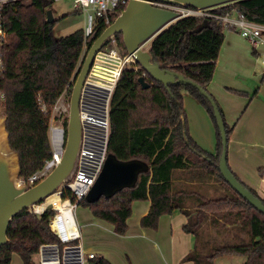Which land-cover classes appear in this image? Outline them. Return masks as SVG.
I'll return each instance as SVG.
<instances>
[{
  "label": "trees",
  "instance_id": "1",
  "mask_svg": "<svg viewBox=\"0 0 264 264\" xmlns=\"http://www.w3.org/2000/svg\"><path fill=\"white\" fill-rule=\"evenodd\" d=\"M53 3L54 0H27L5 5L3 9L8 35L4 47L5 70L0 82L6 95L5 115L8 116L10 144L19 154L20 178L25 181L40 170L52 154L50 123L43 106L51 109L65 91L71 95L84 51V28L66 36L56 35L59 19L51 23L47 21V11ZM233 10L252 22L264 25V0H233L212 11L226 14ZM119 14L118 11L112 15L109 23ZM204 20L208 21V26L195 32ZM107 26V23H100L94 40ZM115 39L120 52L126 54L122 35H116ZM224 41V28L216 19L185 17L158 34L148 50L153 62L208 91L220 108L229 141L232 127L208 90ZM109 44L107 41L104 46ZM143 75L150 84L147 89L139 82ZM229 90L234 94L248 95L247 92ZM184 93L199 101L211 115L217 132L216 155L201 148L191 137L183 103ZM107 151L118 160H141L150 166L139 173L134 186L123 188L112 196L103 195L95 202L83 199L79 203L90 208L95 217L111 223L116 234H126L132 203L150 199L151 207L141 219L142 227L158 229L161 216L173 214L176 210L188 216L184 230L197 237V245L185 260L194 264H214L215 259L222 256L242 255L246 256L244 264H264V214L223 178L218 167L222 141L214 110L196 87L158 82L139 62L127 66L111 101ZM185 168L199 169L215 177L221 183L223 193L233 191L234 196H204L200 198L197 211L183 209L182 198L174 192L172 176L174 170ZM235 176L264 203V198ZM53 215L51 209L43 214L31 213L27 209L17 214L8 233L11 243L0 249V264H11L15 253L20 255L24 264H37L33 258L43 245L57 244L62 248L64 244L50 227ZM207 219L217 227L240 224L241 229L247 231L248 238L205 247L200 235L202 224ZM88 264L111 263L104 257H94Z\"/></svg>",
  "mask_w": 264,
  "mask_h": 264
},
{
  "label": "built area",
  "instance_id": "2",
  "mask_svg": "<svg viewBox=\"0 0 264 264\" xmlns=\"http://www.w3.org/2000/svg\"><path fill=\"white\" fill-rule=\"evenodd\" d=\"M27 0H0V79L5 70L4 47L7 41V30L4 26L3 9L5 5ZM62 1V0H54ZM131 0H72L74 8L85 16V55L93 42L100 23L110 24L111 16L122 12ZM152 5L173 10L178 17L213 18L222 24L224 29L236 31L255 46L262 43L264 25L248 20L237 10L218 14L209 8H194L163 1H151ZM109 45L103 46L95 55L91 68L85 78L79 98V115L82 126V143L76 171L69 182L62 183L57 190L35 205L34 212L43 214L51 209L54 215L50 220L52 231L64 244H45L40 248L39 264H86L85 251L81 244V233L75 218V210L86 198L99 177L108 156V137L110 131V107L113 94L123 70L136 63L133 54H122L117 46L115 36L108 40ZM148 44V43H147ZM151 44V43H150ZM149 44V46H150ZM146 44L141 48L146 49ZM83 58L81 59L82 63ZM264 65V59L262 60ZM6 95L0 82V115H5ZM49 118V138L52 154L44 166L31 175L26 181L19 178V184L32 186L45 178L61 161L66 142L67 124L70 114V95L63 92L51 109L43 106ZM63 209L70 211V217L64 218ZM77 241L76 244L73 242ZM44 246H47L43 249ZM89 259L96 257L94 253Z\"/></svg>",
  "mask_w": 264,
  "mask_h": 264
},
{
  "label": "water",
  "instance_id": "3",
  "mask_svg": "<svg viewBox=\"0 0 264 264\" xmlns=\"http://www.w3.org/2000/svg\"><path fill=\"white\" fill-rule=\"evenodd\" d=\"M151 1H163L181 6L194 8H209L221 6L233 0H131L127 7L110 23L103 32L91 43L81 68L75 75L70 97V114L67 124L66 142L63 157L59 164L42 180L32 186L19 184L21 166L20 158L10 144L7 130L8 116L0 115V249L11 243L9 229L14 217L23 210L34 212V206L52 195L64 182H69L77 168L82 143V126L79 115V98L85 78L91 68L96 53L112 37L121 34L124 45L129 54H133L136 61L158 82L168 84H184L196 87L211 103L222 141V152L219 160V170L223 178L236 192L246 199L257 210L264 214V203L253 192L246 188L235 176L228 164V137L225 121L219 106L207 90L194 81L170 69L162 68L158 62H153L149 48H141L179 19L173 10L159 8ZM55 20L53 11H47V21ZM208 26V21L194 31L199 32ZM144 89L150 87L145 76L139 77ZM150 168L141 160L121 161L114 155L107 156L103 169L86 196L88 202H95L101 196H112L117 191L134 186L138 175ZM47 247L44 246L43 249Z\"/></svg>",
  "mask_w": 264,
  "mask_h": 264
},
{
  "label": "crops",
  "instance_id": "4",
  "mask_svg": "<svg viewBox=\"0 0 264 264\" xmlns=\"http://www.w3.org/2000/svg\"><path fill=\"white\" fill-rule=\"evenodd\" d=\"M262 38L261 46H264V31ZM254 52L257 54L258 50L254 49ZM252 69L249 68L247 71L235 73L223 81L222 86L226 87L232 98L228 102V106L226 104L224 106L219 104L224 112L227 123L232 127V134L228 143V164L240 180L264 198V71L261 70L258 73L257 71H252ZM259 79H261V83L258 81ZM212 84L213 80L209 84L208 90L216 98L215 87ZM229 89L247 92L248 95L234 94ZM222 93L229 96L223 88ZM185 96L192 97L188 93H184ZM197 103L199 111H202L203 108H201L200 102L197 101ZM204 118L209 121L207 114ZM210 125L207 129L209 139L210 137H214L211 149L207 150L199 138H195V136L191 137L201 148L216 155V131L214 136ZM172 177L174 192H177V196L182 198L181 204L183 209L191 210L192 212L197 211L201 197L212 198L217 195V190L218 192L223 190L221 183L215 177L199 169H176ZM132 207L133 209L138 208L140 215L137 220L131 221L132 223L130 222V217L128 218L127 235L134 237L144 236L145 239L147 238V240L153 242L152 248L156 249L161 255L155 254V256H151L152 258H150L145 253V249H142L146 248L149 245L148 243L130 240V244L128 245L130 248L135 251L140 249L144 252L145 264H194L193 261L185 260V257L197 245V237L184 230V226L188 222L186 214L179 210H176L173 214H164L160 218L158 229H151L142 227L141 225V219L150 210V199L136 200L132 203ZM209 219H207V222L205 221L206 223L202 224L200 237L203 246L225 245L227 243L241 242L248 238L247 231L241 229L240 224H227L225 227H217ZM91 223L93 222L90 221L87 225ZM79 229L81 233L80 242L83 245V232L81 230L83 228L79 227ZM236 256L226 255L219 257L215 259L214 264L232 261H236L235 264H244L246 262V256L242 255H239L241 257L239 260L226 258ZM96 257L98 256L96 255Z\"/></svg>",
  "mask_w": 264,
  "mask_h": 264
},
{
  "label": "rangeland",
  "instance_id": "5",
  "mask_svg": "<svg viewBox=\"0 0 264 264\" xmlns=\"http://www.w3.org/2000/svg\"><path fill=\"white\" fill-rule=\"evenodd\" d=\"M53 11L55 19H59L56 25V35L58 37L66 36L74 31L84 28L85 26V16L83 12L77 11L74 8L72 0H62L56 1L50 8ZM176 22V21H174ZM225 41L221 47L220 55L216 67V72L213 77L212 86L215 87L216 98L222 106L226 104L232 98L229 95L225 86H222L223 81L229 76H233L235 73H241L247 71V69H252V71H257L258 73L263 70L264 65L262 60L264 59V46L259 44L255 46L248 39L242 37L239 33L229 31L224 29ZM150 42L146 44L148 47ZM254 49L258 50L256 54ZM83 54L82 58L84 59ZM264 76V75H263ZM261 83V79L258 80ZM227 85V84H226ZM223 90L228 93L229 96L222 93ZM71 97V95H70ZM191 98V99H190ZM184 108L187 115L189 133L195 138H199L206 149H211L213 146L214 137L208 136V127L211 124V130L213 129L214 136L216 131L215 123L208 113L207 109L201 104L202 111H199L197 100L193 97H184ZM219 104V105H220ZM207 114L209 121L205 119ZM210 122V123H209ZM212 135V133H211ZM217 136V132H216ZM215 136V139L217 137ZM218 197L234 196L233 191L228 193H223V191H216ZM139 209H133L130 216V222L137 220L139 218ZM75 217L79 227L83 229V249L85 251L84 260L88 264L90 252H93L98 257H104L111 264H145L144 262V252L142 250H134L128 245L130 240H139L148 243L149 245L145 249L147 256H161L156 249H153L152 243L144 236H131L118 235L114 232L113 225L107 221L98 219L93 215L90 208L78 205L75 210ZM93 222L87 225L89 222ZM132 223V222H131ZM133 241V242H134ZM156 248V247H155ZM231 258L230 260H239V256L236 257H226ZM34 263L39 264L40 254L35 255L33 258ZM236 261L226 262L222 264H235ZM11 264H24L22 258L19 254L15 253L12 256Z\"/></svg>",
  "mask_w": 264,
  "mask_h": 264
},
{
  "label": "bare ground",
  "instance_id": "6",
  "mask_svg": "<svg viewBox=\"0 0 264 264\" xmlns=\"http://www.w3.org/2000/svg\"><path fill=\"white\" fill-rule=\"evenodd\" d=\"M62 215L64 216L65 219L68 218V217H70V211L66 210V209H63Z\"/></svg>",
  "mask_w": 264,
  "mask_h": 264
}]
</instances>
